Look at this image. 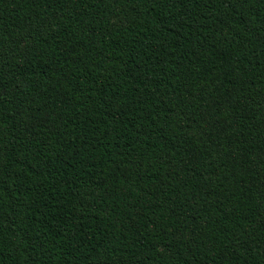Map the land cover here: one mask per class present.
Returning a JSON list of instances; mask_svg holds the SVG:
<instances>
[{"label": "trees", "instance_id": "16d2710c", "mask_svg": "<svg viewBox=\"0 0 264 264\" xmlns=\"http://www.w3.org/2000/svg\"><path fill=\"white\" fill-rule=\"evenodd\" d=\"M0 264H264V0H0Z\"/></svg>", "mask_w": 264, "mask_h": 264}, {"label": "rangeland", "instance_id": "374dc122", "mask_svg": "<svg viewBox=\"0 0 264 264\" xmlns=\"http://www.w3.org/2000/svg\"><path fill=\"white\" fill-rule=\"evenodd\" d=\"M174 235H175V238H176V239H178V240H179V238H181V234H180V233H178V232H177V233H175Z\"/></svg>", "mask_w": 264, "mask_h": 264}]
</instances>
